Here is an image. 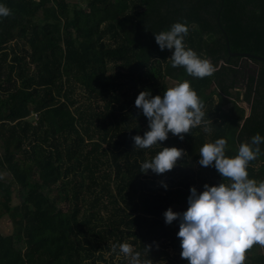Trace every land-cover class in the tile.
<instances>
[{
	"label": "trees",
	"instance_id": "1",
	"mask_svg": "<svg viewBox=\"0 0 264 264\" xmlns=\"http://www.w3.org/2000/svg\"><path fill=\"white\" fill-rule=\"evenodd\" d=\"M72 1L0 0L11 10L0 17V226L11 224L0 231V264H128L118 247L125 242L152 264H188L179 220L168 225L164 213L186 211L192 187L230 183L199 164L200 149L224 138L232 158L264 136V0ZM177 22L188 27L186 48L215 67L212 76L172 67V50L156 44L154 35ZM245 55L254 56L257 77L238 71ZM185 80L206 121L221 115L212 141L197 126L183 141L169 133L135 148L132 137L149 130L135 107L139 93L163 96L170 81ZM241 97L252 104L245 120ZM164 147L186 156L163 175L142 173ZM260 148L247 167L257 182ZM261 248L246 250L244 264H264Z\"/></svg>",
	"mask_w": 264,
	"mask_h": 264
},
{
	"label": "clouds",
	"instance_id": "2",
	"mask_svg": "<svg viewBox=\"0 0 264 264\" xmlns=\"http://www.w3.org/2000/svg\"><path fill=\"white\" fill-rule=\"evenodd\" d=\"M10 15L11 10L0 4V17ZM187 34L186 24L177 22L170 30L154 36L161 51L172 50V67H184L196 78L212 76L216 69L211 61L201 59L195 51L186 48L184 37ZM135 107L142 110L149 128L143 136L132 137L135 148L148 149L160 144L168 139L169 133L183 141L192 128L208 123L204 119V103L188 80L168 88L163 96L141 91ZM204 131L211 129L205 126ZM261 144H264V136L257 133L250 143L241 144L238 154L232 158L225 155L227 141L224 138L205 143L200 149L199 164L214 167L230 183L205 184L200 193L192 187L186 211L176 213L169 208L164 213L168 225L179 220L180 255L188 264H244L246 250L254 244L264 246V181L250 179L247 172L249 162L260 155ZM184 156L183 149L164 147L151 161L142 163V173L151 170L163 175L173 170ZM163 187L167 189L166 184ZM118 247L128 258V264H152L151 260H141V253L134 251L129 243ZM112 248L115 251L117 245ZM145 248L149 250L150 246Z\"/></svg>",
	"mask_w": 264,
	"mask_h": 264
},
{
	"label": "crops",
	"instance_id": "3",
	"mask_svg": "<svg viewBox=\"0 0 264 264\" xmlns=\"http://www.w3.org/2000/svg\"><path fill=\"white\" fill-rule=\"evenodd\" d=\"M256 66V68H254L253 66ZM238 71L240 72V73H242L243 75H245V76H249V75H252V76H255V77H257L255 74H257L258 75V71H259V69H258V66L256 65V64H254L253 62H250V61H245V62H242L241 63V65H240V67L238 68ZM241 82H242V89L246 86V84H245V79L243 78L242 80H241ZM214 85H215V83H213ZM212 84V85H213ZM216 86V85H215ZM215 88V87H214ZM214 88H212V86H211V89H214ZM240 89H241V86H240ZM241 89V90H242ZM216 98V97H215ZM216 103H218V98H216ZM237 103H238V105H240L242 108H244V110H245V117H244V120L245 119H247L249 116H250V113H251V109H252V104L251 103H246V102H243L242 101V97L237 101ZM229 107H230V105H227V107L225 108V111H228V109H229ZM206 115V114H205ZM220 113H217L216 115L214 114V116L212 117V121L213 122H211V121H208V123H207V125H204L203 123L199 126V128H198V134L199 133H201V134H204L205 136H206V139L207 140H211L212 141V138H211V134H212V136H215V133H216V129H217V123L218 124H221L222 122V120H221V118H220ZM209 118H210V115H209ZM205 119V118H204ZM244 120L241 122L242 124H243V122H244ZM217 122V123H214V122ZM225 122V121H224ZM223 122V123H224ZM211 123H213L214 124V126H211ZM205 126H207V127H209L210 129H211V131L210 132H205L204 131V127ZM214 142V141H213ZM256 165H260V164H263V163H261V162H257V163H255ZM262 255L264 256V246H262Z\"/></svg>",
	"mask_w": 264,
	"mask_h": 264
},
{
	"label": "rangeland",
	"instance_id": "4",
	"mask_svg": "<svg viewBox=\"0 0 264 264\" xmlns=\"http://www.w3.org/2000/svg\"><path fill=\"white\" fill-rule=\"evenodd\" d=\"M80 1L81 0H77V1H75V0H73L72 1V3H78V4H80ZM175 84H173V82H171L170 81V86H174ZM18 203V200H17V198H15L14 199V204H17ZM11 224L9 223V221L7 220L5 223H3L2 224V226H0V231H2V232H4V233H9L10 231H11V228L10 229H7L6 227H8V226H10ZM11 227V226H10ZM8 231V232H7ZM262 249L263 248H261V252H262ZM170 251H171V249H170ZM263 254V253H262ZM170 257L172 258V257H175V253H173V252H170ZM106 259H108L109 260V254H106ZM104 264V263H103ZM158 264H160V263H158Z\"/></svg>",
	"mask_w": 264,
	"mask_h": 264
},
{
	"label": "water",
	"instance_id": "5",
	"mask_svg": "<svg viewBox=\"0 0 264 264\" xmlns=\"http://www.w3.org/2000/svg\"><path fill=\"white\" fill-rule=\"evenodd\" d=\"M232 55H233V56H235V55H239V56H240L241 54H232ZM244 58H245L246 61H248L249 59H253L254 56H252V55H245ZM260 60L264 61V59H260ZM253 67L256 68L255 65H254ZM255 75L257 76V74H255ZM214 87H215V85L213 84V85H212V88H214Z\"/></svg>",
	"mask_w": 264,
	"mask_h": 264
},
{
	"label": "flooded vegetation",
	"instance_id": "6",
	"mask_svg": "<svg viewBox=\"0 0 264 264\" xmlns=\"http://www.w3.org/2000/svg\"><path fill=\"white\" fill-rule=\"evenodd\" d=\"M245 79H247V76L245 77Z\"/></svg>",
	"mask_w": 264,
	"mask_h": 264
}]
</instances>
